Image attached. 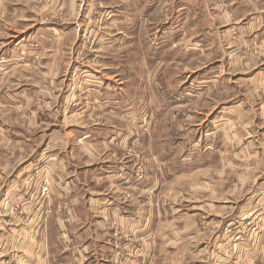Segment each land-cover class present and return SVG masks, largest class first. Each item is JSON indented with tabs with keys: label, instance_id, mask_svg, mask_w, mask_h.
<instances>
[{
	"label": "crops",
	"instance_id": "1",
	"mask_svg": "<svg viewBox=\"0 0 264 264\" xmlns=\"http://www.w3.org/2000/svg\"><path fill=\"white\" fill-rule=\"evenodd\" d=\"M249 1V13L253 15L248 25L252 30L251 42L257 41L259 51L264 47V0ZM239 9L244 12L247 7ZM5 11V17L17 18L13 22L20 24L18 17L22 8L19 4H12ZM186 12L195 13L190 8H186ZM208 16L211 19L203 23L200 19L191 22L193 30L202 31L204 37L183 42L182 46L195 50L209 46L206 37L216 40L215 32L221 25L215 14L208 12ZM37 25L31 26L34 29L28 36L19 38L12 34L9 39L0 38V111L21 114L22 122L28 123L25 128L18 117L0 119V264H157L154 262L157 252L162 253V245L166 243L175 252L171 261L164 264H187L175 262V257L179 256L189 258V264H229L233 257L235 264H264V207L260 206L264 205L260 197V182L264 183V132L261 133L264 124L259 122L263 109L260 102L263 93L259 92L262 87L254 86L230 100L215 102L207 113L195 109L187 116V126L193 131L183 138L188 145H205L204 163L192 169L197 159L196 153L190 154L185 173L178 166L179 159L172 162L178 155H172V166L166 173L171 179L170 213L160 198L162 180L137 181V170L133 166L112 157L116 145L132 143L137 132L147 133V124L140 119L135 134H126L129 130H124V125L129 123L134 107L126 95V87L120 83L122 96H117L116 90L108 91L102 93L100 100L91 97L92 104L88 98L95 94L90 88L95 83L91 74L87 79L81 75L71 84L64 81L62 87L65 89L64 104L77 100L74 109L78 116L93 117V109H97L121 118L124 122L118 124L123 126L118 125L114 117L113 123L101 132L97 128H87V122L64 133L59 128L56 141L29 129L50 122L51 102L57 93L54 85L49 81L43 89L34 83L4 89L3 84L7 81L6 75L30 66L29 57L35 54L30 47L41 49L39 58L52 48L51 40L28 38L43 33L42 25ZM0 30H3L1 20ZM171 40L172 52L179 56L181 46L176 43H181ZM223 41L220 38L214 43L222 47ZM236 44L230 42V45ZM192 52L188 50L186 56L198 54ZM254 65V72L241 79H262L264 55L262 61ZM228 79L220 69L212 68L172 90L185 97V104L206 101L212 105L207 97L217 94L218 89L219 94L225 95L223 85ZM79 89L82 96L87 95L86 100L73 97ZM68 95H71L70 101L66 100ZM37 98L45 104L50 102L44 113L34 103ZM62 123L65 129L71 126L69 120H62ZM172 128L180 129L181 125ZM124 131V136L115 135ZM71 133L76 143L69 136ZM144 136L141 134L138 139L144 140ZM231 140L238 144V152L226 151ZM75 144L80 152L73 154ZM216 145H221L219 150H213L218 147ZM222 145H226L225 150ZM53 146L57 151L51 150ZM160 159L162 163V157ZM39 164L51 169L53 187L48 199L38 197L40 178L31 179ZM232 171L237 178L231 181L228 176ZM212 176H220L222 180L215 181ZM181 188L195 193L193 198L191 195L186 200L187 210L179 205ZM228 191L233 194L228 196ZM125 192H130L132 198L127 199ZM198 192H204V197ZM237 193L245 195L240 201L228 200ZM216 194L217 199H214ZM228 206L233 208L230 216L225 215Z\"/></svg>",
	"mask_w": 264,
	"mask_h": 264
},
{
	"label": "rangeland",
	"instance_id": "2",
	"mask_svg": "<svg viewBox=\"0 0 264 264\" xmlns=\"http://www.w3.org/2000/svg\"><path fill=\"white\" fill-rule=\"evenodd\" d=\"M141 1L143 4L140 3ZM250 3L249 0H0V20L3 24V30H0L1 39H9L12 34L18 37L26 34L28 36L34 29L31 26L37 23L42 25L43 33L41 32L37 37L31 35L28 38L48 39L54 43L52 48L48 49V53L41 58L38 55L41 49L36 48L37 46L30 47L35 52L29 57L32 63L26 69L6 75L4 89H14L19 85H33L32 83L43 89L51 81L57 93H54V101L52 98L51 102L53 115L50 122L29 129L35 130V134L42 133L52 141H56V131L59 128L64 133V130L70 131L87 122V128H97L101 132L109 127L110 122L113 123L114 117L117 124L124 122L119 117L105 114L106 112L97 109H93L95 112L93 117L78 116L74 109L77 100H73L71 95H68L66 100L72 99V101L68 105L64 104L65 89L62 87L64 81L71 84L74 80H79L81 75L84 79H87L89 74L94 76V87L90 88L95 90V94L88 95L90 104H92L91 97L100 100L103 97L102 93H108V91L116 90L117 96H122L123 91L119 92V83L122 87H126L124 90L131 99L134 109L129 114L131 115L129 123L133 122L125 124L124 130H129L126 134L134 135L141 119L147 124V133L137 132L136 141L134 139L128 145H116L115 150L111 152L112 157L133 166L132 168L137 170L135 174L137 181L148 183L158 178L162 180L163 192L160 198L164 201L165 209L171 213L172 194L169 190L171 179L166 174L167 168L179 159L180 170L187 173L188 157L193 153H196L197 164L193 165L192 169L200 168L204 163L205 145H188L183 138L193 131L187 126V116L191 115L192 111L195 112L197 109L207 113L213 109L215 102L222 103L227 98L230 100L241 94L243 90L252 89L254 86L262 87L259 92L263 93L260 99L263 109L260 111L259 122L264 124V76L257 81L251 78L241 79L249 77L254 72V64L261 62L264 55V47L258 51L257 41L251 42L252 30L248 25L251 24L253 15L252 12L249 13ZM12 4H19L22 8L18 17L20 24L13 22V19L17 18L5 17L6 7ZM241 6L247 7V10L239 11ZM186 8L192 9L195 13L187 14ZM208 12L215 14L214 17L221 25L219 31L215 32V41L223 38L222 47L208 37L206 40L210 42L208 41L207 47L191 50L192 47L182 46L183 42L191 41L201 35H203L202 38L204 37L202 31L193 30L192 23L197 19H200L202 23L211 19ZM127 25L130 28L126 30L129 27H126ZM9 29L19 32L12 33L13 31L9 32ZM172 38L181 43H176L181 46L179 56H175L172 52ZM231 41L238 44L230 45ZM188 50L196 51L198 54L192 52L194 54L187 57ZM212 68L220 69L223 74L229 76L223 85L226 89L225 95L219 94L218 89L217 94L207 97L212 101V105L206 101L195 105L185 104L183 101L185 97L181 93L173 92L172 89L180 87L183 81H190L198 73ZM112 83H115V86ZM76 91L74 98L87 99V95L82 96L81 89ZM34 103L43 113L46 108L49 109L46 104L50 102L45 104L42 99L37 98ZM11 117L14 120L18 117L21 126L27 127L28 123L22 122L21 114L0 111V119ZM62 120H69L71 126L65 129ZM178 124L181 125L180 129L172 128ZM263 132L264 127L261 133ZM124 134L125 131L115 133L119 137ZM141 134H145L144 140L138 139ZM69 136L73 143H76L72 133ZM216 146L218 147H214L213 150H219L221 145ZM238 147L236 141L231 140L227 148L226 145H222V150L226 148V151L235 153L240 150ZM55 148L53 146L51 150L57 151ZM72 151L73 154L78 153L80 147L75 144ZM175 153L178 157L172 161V155ZM83 155L85 157L86 153L83 152ZM160 157H162V163ZM34 169L31 179L40 178L38 197L48 199L52 196L53 187L51 169L48 170L42 164ZM161 176H164V179ZM228 177L231 181L234 180L237 178L236 172H230ZM211 178L215 181L222 180L220 176ZM46 180L49 181V194L43 196L42 190ZM260 186V197L264 199V183L260 182ZM230 193L232 192L228 191L227 195L229 196ZM245 193L243 195L237 193L233 199L228 198V200L240 201ZM194 194L193 191L189 192L188 188H181L178 201L183 210H187L186 200L191 195L193 198ZM198 194L202 197L205 195L204 192H198ZM124 195L127 199L132 198L130 192H125ZM217 196V194L213 195V198L217 199ZM260 206L264 207L263 203ZM232 211L233 208L228 206L225 215L230 216ZM162 246L163 252L158 251V258L154 261L157 264L171 261L175 252L169 243ZM185 257H175V262L191 263V260ZM234 258L229 264H235Z\"/></svg>",
	"mask_w": 264,
	"mask_h": 264
},
{
	"label": "built area",
	"instance_id": "3",
	"mask_svg": "<svg viewBox=\"0 0 264 264\" xmlns=\"http://www.w3.org/2000/svg\"><path fill=\"white\" fill-rule=\"evenodd\" d=\"M49 194V181L46 180L45 184H44V188L42 190V195L43 196H48Z\"/></svg>",
	"mask_w": 264,
	"mask_h": 264
}]
</instances>
